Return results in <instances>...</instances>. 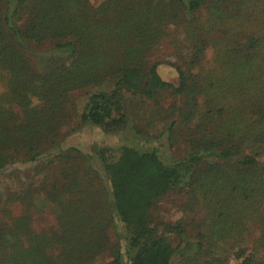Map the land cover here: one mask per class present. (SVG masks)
<instances>
[{"label":"trees","instance_id":"1","mask_svg":"<svg viewBox=\"0 0 264 264\" xmlns=\"http://www.w3.org/2000/svg\"><path fill=\"white\" fill-rule=\"evenodd\" d=\"M221 29L230 30L228 38H218L213 68H202L208 37ZM166 39L187 50L185 61L192 66L177 70V85L166 81L151 60ZM45 42L54 43V49L41 72L28 62L26 51L29 43ZM195 68L198 73L192 75ZM0 83V170L13 151L31 146L36 136L49 141L59 132L69 96L78 90L88 91L82 122L105 133L133 124L149 143L153 118L143 125L132 120L142 122L148 112L164 109L182 119L188 150L181 160H164L160 148L125 146L113 164L100 151L111 175L108 208L125 229L124 252L108 233L103 204L95 205L92 198L99 220L72 210L69 200L56 230L36 228L31 214L10 227L0 222V264H92L105 249L114 257L108 264H224V243L237 259L244 258L240 264H264L246 256L242 225L261 216L264 205V0H104L97 5L0 0ZM170 94L180 100L164 107ZM173 118L155 134L160 142L168 137L170 147L179 124ZM142 161L154 163L163 180L158 187L146 181L134 185L131 196V179L133 184L143 180L138 179ZM183 188L201 216L202 233L195 254L183 251L174 261L172 243L150 227L148 211L157 199ZM82 193L89 197L87 190Z\"/></svg>","mask_w":264,"mask_h":264},{"label":"rangeland","instance_id":"2","mask_svg":"<svg viewBox=\"0 0 264 264\" xmlns=\"http://www.w3.org/2000/svg\"><path fill=\"white\" fill-rule=\"evenodd\" d=\"M88 1L92 5H97L104 0ZM233 7L230 6L228 9L231 10ZM21 23L23 24V21ZM168 29L170 32L176 33L174 26L168 27ZM228 33L230 30L222 31L221 29L209 34L205 59L201 64L202 68H213L216 57L215 50L217 49L215 44L218 38L227 39ZM177 34L182 36L184 33L179 29ZM53 49L54 43H29L26 51L28 62L36 70L46 71L48 67L47 53ZM185 53L187 50L184 52L182 47L173 46L170 40L166 39L152 53L151 60L158 63L159 72L166 81L177 85L179 83L177 70L189 71L192 67L185 61L189 60V56H186ZM197 73L198 69L192 70V75ZM3 92L4 87L0 83V95ZM87 92L78 90L71 93L63 110V124L60 126L59 132L49 141L36 136L35 143L31 146L25 145L18 151L10 152L13 154L12 158L0 170V222L3 227L6 225L10 227L16 224L21 216L31 214L32 225L36 228L49 229L53 227L56 230L57 219L60 213L69 206V200L74 201L72 204H75L74 207L71 206L72 210L76 211L75 208H79L81 213H87L100 220L101 217L97 215L96 207H92L93 198L95 205L103 204L105 206L109 215L108 219L103 220L105 226L110 228L108 233L112 239L121 243L124 252L125 241L122 238L125 235L124 225L119 221L117 215L108 208L112 198L111 175L108 167H104V160L99 155L102 154L108 161L107 163L113 164L119 159L123 147L145 145L147 148H160V155L164 160H181L188 154L187 128L178 115L175 114L173 118L164 109L161 113H158L160 109H157L148 112L142 122L132 120L135 125L137 123L143 125L147 124L151 117L153 118L154 125L147 135H154V137L149 143L142 139L143 136L138 130L131 127L133 124L115 133H105L102 129L81 121L80 116L87 101ZM178 99L170 94L162 102V105L164 107L176 105ZM34 104L36 101L32 99L31 105L34 106ZM172 118L177 119L179 124L172 134L171 143L173 146L170 147L168 137H164L160 142L156 140L155 134L169 126ZM20 123L27 125L28 122L20 121ZM144 130L146 131L145 127ZM25 139L24 137V141ZM261 159L264 160V152ZM141 166L142 177L138 179L143 180L133 184L135 178L131 179L130 185H128L131 187V196L134 185L135 188L146 181L147 184L148 182L151 185L157 184L158 187L163 180L161 172L155 169L154 163L142 161ZM84 190H87L89 197L82 193ZM135 193L138 196L136 191ZM148 215L150 227L172 243L176 255L174 261L183 251L189 252L191 256L195 254L194 248L201 240L202 230L198 225V219L201 216L190 206L185 188L171 191L166 196L157 199L152 208H149ZM259 216L242 222L247 230L244 245L246 256L252 254L256 262L264 260V239H261V237L264 238V205L262 214ZM244 217L248 218V211ZM111 218L114 221L113 227L110 226ZM248 227L251 229L249 235ZM231 240L228 237L227 241ZM229 251V243L220 245L224 264H240L244 258L237 259L235 254ZM113 258L110 250L105 249L96 256L92 264H108Z\"/></svg>","mask_w":264,"mask_h":264}]
</instances>
